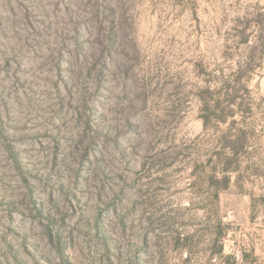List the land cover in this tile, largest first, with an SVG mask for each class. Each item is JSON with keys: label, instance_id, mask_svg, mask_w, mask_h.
Segmentation results:
<instances>
[{"label": "rangeland", "instance_id": "obj_1", "mask_svg": "<svg viewBox=\"0 0 264 264\" xmlns=\"http://www.w3.org/2000/svg\"><path fill=\"white\" fill-rule=\"evenodd\" d=\"M0 264H264V0H0Z\"/></svg>", "mask_w": 264, "mask_h": 264}, {"label": "trees", "instance_id": "obj_2", "mask_svg": "<svg viewBox=\"0 0 264 264\" xmlns=\"http://www.w3.org/2000/svg\"><path fill=\"white\" fill-rule=\"evenodd\" d=\"M240 90L237 88V83L235 79H231L228 81L227 87H223L221 89V92L219 93V98L223 96V94H227L228 96L232 94L233 97V103L234 105L238 100V95ZM230 103V102H229ZM231 143H232V151L228 153V155H225L226 159L223 163L224 168L222 169V178L221 180L224 181L225 187H229L231 180H232V173L236 171V166L239 164V158H240V148L243 145V138L234 135L233 137H230ZM215 180L218 179V177H214Z\"/></svg>", "mask_w": 264, "mask_h": 264}]
</instances>
